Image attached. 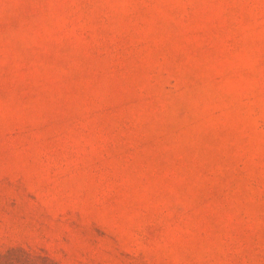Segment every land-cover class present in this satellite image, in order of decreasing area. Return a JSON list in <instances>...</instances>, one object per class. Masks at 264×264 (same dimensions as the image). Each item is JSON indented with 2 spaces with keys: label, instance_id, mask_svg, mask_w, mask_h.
<instances>
[{
  "label": "rangeland",
  "instance_id": "rangeland-1",
  "mask_svg": "<svg viewBox=\"0 0 264 264\" xmlns=\"http://www.w3.org/2000/svg\"><path fill=\"white\" fill-rule=\"evenodd\" d=\"M0 264H264V0H0Z\"/></svg>",
  "mask_w": 264,
  "mask_h": 264
}]
</instances>
